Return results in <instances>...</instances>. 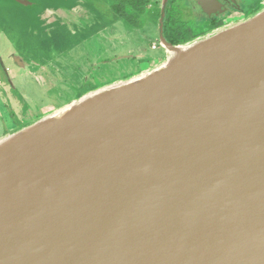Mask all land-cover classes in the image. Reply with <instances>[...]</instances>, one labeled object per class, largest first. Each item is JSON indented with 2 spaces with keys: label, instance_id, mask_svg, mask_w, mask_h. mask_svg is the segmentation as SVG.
<instances>
[{
  "label": "water",
  "instance_id": "95a60500",
  "mask_svg": "<svg viewBox=\"0 0 264 264\" xmlns=\"http://www.w3.org/2000/svg\"><path fill=\"white\" fill-rule=\"evenodd\" d=\"M161 44L0 136V264H264V5Z\"/></svg>",
  "mask_w": 264,
  "mask_h": 264
},
{
  "label": "flooded vegetation",
  "instance_id": "af4514ba",
  "mask_svg": "<svg viewBox=\"0 0 264 264\" xmlns=\"http://www.w3.org/2000/svg\"><path fill=\"white\" fill-rule=\"evenodd\" d=\"M167 1L74 0L75 3L80 4L84 8V11L79 14L80 17L87 20L95 18L96 22L92 25L88 24L86 27L72 24V35L78 38L73 44L80 45L82 42L91 39L94 34L104 31L109 25L116 22L120 23V21L127 22L128 17L132 18L139 12L140 16H145L143 26L131 27L139 34L142 32V35L146 38L145 41L152 37V40L149 41L151 48L164 50L161 38L173 45L183 43L203 35L227 21L246 18L264 5V0H179L180 4L186 6L184 12L190 15L193 20L191 22H194L195 26L193 28L192 25H187L185 28L176 29L173 26L166 27L164 24ZM125 8L133 9L131 12L135 15L129 16L123 12ZM155 9L157 10L156 14L153 13ZM200 21H202V24L197 27L196 23ZM63 31L60 28L45 29L41 32L39 30L22 31L20 28L14 27L5 17V14L0 11V136L14 128L18 122L20 123L36 116L40 109L46 105L40 100L45 96L42 91L46 92V83L42 84L39 78H35L36 86L41 88V91L39 93H31L22 91V86L20 87V84L16 85L14 78L18 77V81L27 78L30 75V68L33 64L41 63L50 66L54 61L52 58L54 53L52 51H58L59 49L63 51L65 47L71 44L70 40L72 38L65 35ZM186 35L189 37H186ZM23 37L27 40L22 39ZM101 47L113 53V55H106L95 70L96 74L104 66L109 69L112 66H123L126 62H129L126 58L118 59L120 55H129L130 58L138 59L142 63L139 70L145 69L151 63L147 62L145 52L142 51H137L136 55L134 54L135 50L119 54L120 52H113L110 46L103 45ZM122 62L125 64L122 65ZM64 63L67 66L60 69L69 70L70 72L75 69V72H71V75L77 76L78 80L72 90H74L75 94L78 92L77 97L84 91L94 88L90 82L93 79V73L90 72V69L83 70L80 66L75 68L72 65H68L66 61ZM60 69H53L54 73L60 74ZM81 71L84 72V75ZM78 72H80L81 76L76 74ZM48 78L51 79L50 76ZM63 84H66V82L62 78L57 85L61 90L64 89L65 91L60 90L59 96L67 94L66 86ZM32 91H35L34 87ZM32 96H35V98ZM12 118H14L13 121H11Z\"/></svg>",
  "mask_w": 264,
  "mask_h": 264
},
{
  "label": "crops",
  "instance_id": "0c3cea01",
  "mask_svg": "<svg viewBox=\"0 0 264 264\" xmlns=\"http://www.w3.org/2000/svg\"><path fill=\"white\" fill-rule=\"evenodd\" d=\"M67 7H69V9L71 8V10H74V14L71 15H65L66 13H52L50 15L47 16V14L45 15V17H41V20L45 19V23L42 24H38L35 28V30H39L41 27L45 30V29H62L64 30L63 32L65 33V35H68L72 38V40H70L71 44L67 47H65V50L62 51V49L57 50H53L52 52L54 53L53 55V59H54V63L56 64L54 67L52 66H48L46 64H41V63H36L33 64L32 67L30 68L31 72L30 75L27 78L21 79L20 81V87L22 88V91L25 92H31V93H39L41 91V88H39L38 86H36V82H35V78H39V80L42 82V84L46 83L47 87H46V92L42 91V94H46L48 93V87L50 88V93H54V88H57V96H59V92L61 90V88L57 85L58 83L61 82V79H65L66 84H63L64 86H66V91H67V95H71L68 97L69 98H73L74 97V90H72L74 87V85L77 84V80L78 77L71 75V76H67V71H65L64 69H60L63 68L64 66H67L64 62L66 61L68 63V65H72V63H75V68L77 67V65H79L78 62V57L76 56H81L82 51L86 50L85 47H88V50H94L97 45L98 46H103V45H107L110 46L112 48L113 52H120V49L123 47H127L128 42H131V38H129L127 36L128 30H133L132 27H128V23L120 21V23L116 22L112 25H109L108 27L105 28L104 31L94 34V36L89 39L86 40L84 42H82L80 45H74V41H77V37L73 36L72 34V24H77L79 26H88L92 25L93 23H95V18H89L88 20L80 17V13H82L84 11L83 6H81L80 4L77 3H70L67 5ZM68 9V10H69ZM0 11L5 14V17L11 22V24L14 27L17 28H22L23 24L24 26L27 24L24 21L27 20V18L25 16H12V13H10V10H6L1 8ZM21 21L23 23H21ZM61 25V26H60ZM120 25V27H119ZM123 26H125V28H122ZM120 28V29H118ZM135 47H130V49H126V52L128 51H132L134 50ZM81 51V53L79 52ZM111 51V50H110ZM69 52H79V54H76L75 56V60L71 62L70 59H72L71 57H69L68 53ZM90 52H87V55ZM56 60V62H55ZM130 62V61H129ZM125 64L124 62H122V65ZM55 68L60 69L61 73H60V81L58 82L54 77L57 76V74L54 73ZM82 72V71H81ZM79 76L80 72L76 73ZM82 74L84 75V72H82ZM51 77V79H49L48 77ZM85 77V76H83ZM35 88V91H32V88ZM43 90V89H42ZM78 90V89H77ZM61 91H65L64 89H62ZM45 92V93H44ZM63 98V96H61ZM44 99H47V97L44 96ZM50 102L45 103V106H50V105H54L56 103H54V101L50 98ZM65 102V101H64ZM64 102H62L61 104H63ZM34 117V116H33ZM30 117L29 119L33 118ZM29 119L25 120L24 122L28 121ZM16 128V127H14ZM12 128V129H14ZM11 129V130H12Z\"/></svg>",
  "mask_w": 264,
  "mask_h": 264
},
{
  "label": "rangeland",
  "instance_id": "374dc122",
  "mask_svg": "<svg viewBox=\"0 0 264 264\" xmlns=\"http://www.w3.org/2000/svg\"><path fill=\"white\" fill-rule=\"evenodd\" d=\"M50 3H53V5H57L59 3L60 5L63 4L65 6H67L68 4L75 3V2H74V0H40V4L35 7V11L39 12V10L42 6H48ZM185 8H186V6L183 4H180L179 0H168L167 1V8H166V18H165V22H164L165 26L166 27L167 26H173L176 29L177 28L181 29V28H185V26L187 27V25H192V27L194 28V26H195L193 24L194 22L193 23L191 22L192 18H190V15L188 13L186 14L184 12ZM132 10L133 9L125 8V10L123 12L127 13L129 16L135 15L134 13L131 12ZM10 13L14 14L15 11H11ZM153 13L156 14L157 10L155 9ZM15 15L16 16H24L25 13L16 12ZM144 18H145V16H140V14L138 12L132 18L128 17L127 18L128 20L126 23H128L129 28L131 26L132 27H135V26L141 27V26H143V23H144L143 19ZM196 24L198 25L197 27H199L202 24V21L197 22ZM36 26H37V24L36 25H27L26 24L25 26L23 24L21 30L28 32L31 30H35ZM119 27H120V25H119ZM120 28H118V29H120ZM122 28H125V26H123ZM39 31L40 32L44 31V29L41 27L39 29ZM127 36L129 38H131L132 41L128 42L127 47L121 48L119 54H124V52L126 51L127 48L130 49V47H135L134 48V50H135L134 54L135 55H136L137 51L145 52V55H146L145 58H147V62H151L149 66H151L152 61L159 60L165 56L164 50H162L160 48L153 49L150 47L149 41L152 40V37H149L148 40L145 41L146 38L142 35V32L139 34L134 29L128 30ZM186 37H189V36L186 35ZM22 39L27 40L24 37ZM85 48H86V50L82 51V53H81V51H79L81 53L80 57L76 56V54H79V52H77V53L69 52L68 55H69V57L72 58V59H70L71 62L76 61L75 56L78 57L79 65H77V67L80 66L81 69H83V70L90 69V72L93 73V79L90 81L93 84V86L98 85V83H102V82L106 83L107 81H111V80L113 81V80H117L120 78H124L128 75L136 73L139 69H141L142 63L138 59H133V58L129 57L126 59H127V61H130V62H126L125 65H123V66H112L109 69H107L104 66V68L100 69L99 73L96 74L95 70L99 67V64H101V62L106 57V55L107 56L113 55V53L106 51L105 48H102L101 46H98V45L94 50H88V47H85ZM87 52H90V53H88V55H87ZM55 62H56V60H55ZM55 65L56 64L53 62L50 66H55ZM72 66L74 67L75 63H72ZM149 66H147L146 68H148ZM1 70H2V68H1ZM71 72H75V69H73ZM71 72L69 70H67L68 75H71L72 74ZM56 74H57V76H55L54 78L59 82L60 81V74L59 73H56ZM15 75L17 76V74H15ZM14 79H15V84L18 85L20 83V81H18V77L14 78ZM56 91H57V88H54V93H50V88L48 87V93L44 94L45 97H47L48 99H44V98L40 99L41 102L43 104H45L47 102H50L51 100H49V99L51 98L54 101V103L59 105L62 102H64L65 100H67L69 96H71V95L65 94L62 98L61 96H57ZM77 94H78V92L74 95V97H76ZM32 97L35 98V96H32ZM15 108L17 109V107H15ZM39 112H38V114H39ZM36 116H34V117H36ZM8 120H9V118H8ZM13 120H14V118H12L11 121H13ZM23 123H25V122L24 121L20 122V123L18 122L17 125H15L14 127H19Z\"/></svg>",
  "mask_w": 264,
  "mask_h": 264
}]
</instances>
